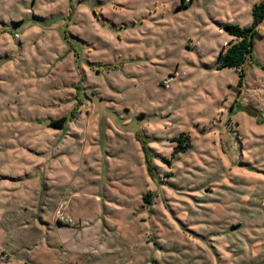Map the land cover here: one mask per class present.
Listing matches in <instances>:
<instances>
[{"label": "rangeland", "instance_id": "1", "mask_svg": "<svg viewBox=\"0 0 264 264\" xmlns=\"http://www.w3.org/2000/svg\"><path fill=\"white\" fill-rule=\"evenodd\" d=\"M181 3L0 0V264H264V0Z\"/></svg>", "mask_w": 264, "mask_h": 264}, {"label": "trees", "instance_id": "2", "mask_svg": "<svg viewBox=\"0 0 264 264\" xmlns=\"http://www.w3.org/2000/svg\"><path fill=\"white\" fill-rule=\"evenodd\" d=\"M182 6L184 5V0H182ZM252 15V24L251 26L241 28L237 25L233 24H226L223 26L224 32L230 36L232 39L227 44V46H223L218 55V60L220 62L219 69L222 68H234V69H240V79L242 78V66L244 62L247 60V58H250L253 44H254V37L255 36H262L264 34H260V30L257 28L258 23L261 19H264V4L259 3L257 5H254L251 10ZM239 79V82H240ZM240 84V83H239ZM65 121V119L53 121L51 124L53 126H60L61 123ZM186 139L188 142V137L181 134L177 140L180 142V144L183 143L182 146L179 148L183 149L185 147H188L189 143H184L183 139ZM185 144V145H184ZM59 225H62L60 222Z\"/></svg>", "mask_w": 264, "mask_h": 264}, {"label": "crops", "instance_id": "3", "mask_svg": "<svg viewBox=\"0 0 264 264\" xmlns=\"http://www.w3.org/2000/svg\"><path fill=\"white\" fill-rule=\"evenodd\" d=\"M15 195H20V194H15ZM39 196H40V195H39ZM43 198H47V199L50 198V202H49L48 200H46L45 205H46V204H49V205L51 206V204H52L53 206H51V208H53V209H54L55 207L57 208V201H58V200H55V199H59V198H58V193L55 194L54 192H50V193H48V194H45L44 196L38 197V199H39L38 201H42ZM51 201H52V202H51ZM23 205L25 206V204H23ZM39 205H42V206H43V203L41 202ZM62 205H63V204H62ZM16 207L21 208L20 205H17ZM62 207H63V206H62ZM35 208H36V207H35ZM63 208L65 209V207H63ZM24 209H25V210H24ZM23 210H24V211H27L28 209H27V207L25 206V207H23ZM39 210H42V209H39ZM28 211H29L30 213L33 214L32 211H30V210H28ZM28 211H27V212H28ZM35 212H36V209H35ZM38 214H39V213H36L37 216H38ZM41 215H42V214H41ZM56 226H58V225H56ZM37 229H38V228H37ZM23 238H24V240H28L27 237H24V236H23ZM100 242H101V241H100ZM23 244L25 245V244H28V243H26V241H24ZM100 244H101V243H100ZM93 246H94V244H93ZM96 249H97V250H91V253H92V254L90 253L91 256L94 255V256H93L94 258H97L98 256H101V253H100V252L102 251L101 248L98 247V248H96ZM35 250H36V249H35ZM99 251H100V252H99ZM103 251H104V249H103ZM14 257H15V256H14ZM17 261H18V262L20 261L19 258L17 259ZM20 262H21V261H20ZM20 262H19V264H21ZM70 262H73V261L70 260Z\"/></svg>", "mask_w": 264, "mask_h": 264}, {"label": "built area", "instance_id": "4", "mask_svg": "<svg viewBox=\"0 0 264 264\" xmlns=\"http://www.w3.org/2000/svg\"><path fill=\"white\" fill-rule=\"evenodd\" d=\"M184 1L189 2V0H184ZM61 220H63V219L61 218ZM63 222L67 223L68 221L65 220V221H63Z\"/></svg>", "mask_w": 264, "mask_h": 264}]
</instances>
